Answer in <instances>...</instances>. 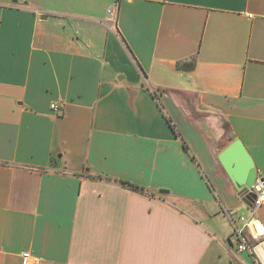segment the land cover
<instances>
[{"label": "crops", "instance_id": "0c3cea01", "mask_svg": "<svg viewBox=\"0 0 264 264\" xmlns=\"http://www.w3.org/2000/svg\"><path fill=\"white\" fill-rule=\"evenodd\" d=\"M236 140L264 178V0H0V264H258Z\"/></svg>", "mask_w": 264, "mask_h": 264}, {"label": "built area", "instance_id": "2783aa9c", "mask_svg": "<svg viewBox=\"0 0 264 264\" xmlns=\"http://www.w3.org/2000/svg\"><path fill=\"white\" fill-rule=\"evenodd\" d=\"M109 14L114 18L113 10ZM52 109L59 112L60 106L54 104ZM250 192L256 195V200L250 208L253 215L249 219L242 217V225L234 222L237 255L247 252L257 259L258 264H264V223L256 216L257 211L264 208V178L257 176L256 182ZM21 259L22 264H40V260L30 252L23 253Z\"/></svg>", "mask_w": 264, "mask_h": 264}, {"label": "water", "instance_id": "95a60500", "mask_svg": "<svg viewBox=\"0 0 264 264\" xmlns=\"http://www.w3.org/2000/svg\"><path fill=\"white\" fill-rule=\"evenodd\" d=\"M223 168L236 187L243 202L250 208L253 206L256 195L250 192L256 182L258 172L255 163L241 140L234 141L219 156ZM168 194V192H161ZM246 260L251 259L249 253H243Z\"/></svg>", "mask_w": 264, "mask_h": 264}, {"label": "rangeland", "instance_id": "374dc122", "mask_svg": "<svg viewBox=\"0 0 264 264\" xmlns=\"http://www.w3.org/2000/svg\"><path fill=\"white\" fill-rule=\"evenodd\" d=\"M262 212H263V209L258 210L257 213H256V216H257L258 218L261 217V213H262ZM252 215H253L252 210H251V209H248L245 213H243V214H239L238 217H237V219L239 220V219L242 218V217H243V218H246V219H249V218H251ZM239 221H241V220H239ZM231 240H232L233 244H235V242H236V237H235L234 235H232Z\"/></svg>", "mask_w": 264, "mask_h": 264}, {"label": "trees", "instance_id": "16d2710c", "mask_svg": "<svg viewBox=\"0 0 264 264\" xmlns=\"http://www.w3.org/2000/svg\"><path fill=\"white\" fill-rule=\"evenodd\" d=\"M172 126V125H171ZM172 128H173V130L179 135V133H178V131H177V129H176V127L175 126H172ZM234 141H232V143H233ZM188 149V148H187Z\"/></svg>", "mask_w": 264, "mask_h": 264}, {"label": "bare ground", "instance_id": "6f19581e", "mask_svg": "<svg viewBox=\"0 0 264 264\" xmlns=\"http://www.w3.org/2000/svg\"><path fill=\"white\" fill-rule=\"evenodd\" d=\"M259 225V224H258Z\"/></svg>", "mask_w": 264, "mask_h": 264}]
</instances>
